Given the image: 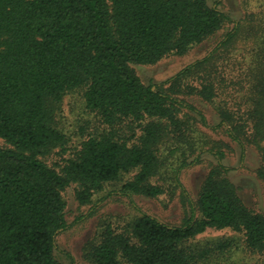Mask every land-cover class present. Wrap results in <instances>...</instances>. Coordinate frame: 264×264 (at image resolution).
Masks as SVG:
<instances>
[{
	"label": "trees",
	"instance_id": "trees-1",
	"mask_svg": "<svg viewBox=\"0 0 264 264\" xmlns=\"http://www.w3.org/2000/svg\"><path fill=\"white\" fill-rule=\"evenodd\" d=\"M218 2L0 0V139L10 146H0V264H61L54 252L56 237L67 228L61 192L70 184L78 186L76 199L86 205L104 184L136 170L119 194H163L152 183L162 166L158 146L174 135L185 144L195 132L189 119L179 117L182 110L195 109L176 96L193 74L203 77L202 93L209 100L220 90L238 94L230 106L235 108L220 104L218 127L238 146L241 158L246 146L258 150L264 182V15L236 22ZM226 23H232L231 29L205 57L165 82L177 91L163 89L165 83L144 85L130 67L184 55ZM248 38L252 45L238 61L239 74L219 77L220 86L215 59ZM79 88H84L85 108L104 124L113 128L128 122L142 135L133 145L113 131L90 137L57 172L39 156L64 147L55 114L63 96ZM211 153L217 165L180 226L139 212L129 235L105 229L90 252L91 263L223 264L230 242L207 247L193 242L207 229L242 232L249 249L264 251V215L248 210L236 196L223 152ZM184 165L173 171L178 186Z\"/></svg>",
	"mask_w": 264,
	"mask_h": 264
},
{
	"label": "rangeland",
	"instance_id": "rangeland-1",
	"mask_svg": "<svg viewBox=\"0 0 264 264\" xmlns=\"http://www.w3.org/2000/svg\"><path fill=\"white\" fill-rule=\"evenodd\" d=\"M214 1L208 0L209 5ZM217 7L236 22L248 20L250 15H264V0H219ZM231 27L232 23L224 24L217 33L193 45L184 55L169 54L156 64L130 67L144 85L163 84L189 64L205 57ZM251 45L252 41L248 38L215 59L218 72L215 79L220 86H224V82L221 79L218 82L219 77L234 79L239 74L238 61L247 55ZM203 80L199 73L193 74L183 81L180 93H176L178 99L195 109H185L179 114L180 118L189 119L195 132L185 144L177 143L175 135L173 141L165 138L159 144L157 156L162 166L160 174L152 183L161 186L163 194L156 198L140 195L129 198L119 194L121 186L134 177L136 170L122 175L116 182L104 184L86 205H81L76 199V184H70L61 192L67 228L56 237L57 250L54 256L58 262L69 264L71 260L68 254L73 264H93L89 258L90 252L102 241L105 229L109 227L116 233L129 235L130 225L140 216L139 212L167 225L180 226L189 215V204H195L207 175L217 165V157L211 150L223 152V164L231 169L227 179L242 204L254 214L264 215V182L258 174L263 165L260 153L255 147L246 146L244 157L241 158L238 146L218 127L222 107L220 104L227 102L229 107L232 106L238 101V94L223 93L220 90L216 98L209 100L208 94L202 93ZM171 84L172 82L165 83L162 87L167 90ZM170 89L177 91L175 87ZM83 95L84 88H79L63 96L55 114V123L64 134L66 143L63 148H56L47 155L39 156L48 167L57 172H60L66 160L73 158L81 143L90 137H99L113 131L122 141L133 145L138 143V138L142 135L138 126L128 122L113 128L104 124L95 113L85 108ZM200 114L205 119V126L201 123ZM0 146L10 148L2 139ZM190 146L194 149L191 150ZM183 163L186 167L180 169L178 186L173 171ZM223 241L232 244L229 252L225 253L223 264H264V251L249 249L242 232L207 229L193 242L207 247L216 246ZM121 264L125 263L121 261Z\"/></svg>",
	"mask_w": 264,
	"mask_h": 264
}]
</instances>
